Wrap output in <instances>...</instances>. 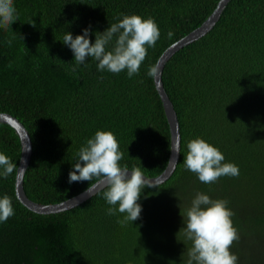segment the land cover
<instances>
[{"label":"trees","instance_id":"1","mask_svg":"<svg viewBox=\"0 0 264 264\" xmlns=\"http://www.w3.org/2000/svg\"><path fill=\"white\" fill-rule=\"evenodd\" d=\"M218 1L14 0L18 19L0 28V112L18 119L30 136L23 175L30 200L59 203L96 182L69 183L68 174L98 129L115 135L122 166L147 177L164 170L169 124L146 73ZM130 14L153 18L160 30L139 74L100 72L91 59L73 74L63 35L90 27L94 42L97 32ZM161 81L177 115L180 151L172 175L143 189L140 217L132 224L122 223V214L108 215L104 188L72 208L36 213L17 198L14 173L0 179V196L11 198L15 213L0 223V264H185L190 242L180 241L179 231L197 192L229 202L240 236L230 249L238 264H264V0H229L208 32L166 61ZM196 137L238 165L239 175L203 184L185 170L186 144ZM0 152L18 166L19 137L3 122Z\"/></svg>","mask_w":264,"mask_h":264},{"label":"clouds","instance_id":"2","mask_svg":"<svg viewBox=\"0 0 264 264\" xmlns=\"http://www.w3.org/2000/svg\"><path fill=\"white\" fill-rule=\"evenodd\" d=\"M17 19L14 0H0V28L8 29ZM90 32V27H85L81 34L73 36L71 32H66L61 39L73 53V74L79 66H87L86 61L91 59L96 62L100 72H126L127 77L132 78L139 74L147 50L154 48L160 38L155 20L137 14L122 15L102 33L97 32L94 42H90ZM173 35L169 31L168 39ZM6 43L11 46L12 40ZM159 73L160 66L153 64L146 75L156 78ZM186 149L183 167L203 184L215 183L222 176L239 175L238 165L227 162L224 154L203 138L189 140ZM171 151L178 153L175 146ZM122 158L123 153L115 135L109 130L98 129L79 148L68 174V182L99 181L104 185L102 197L109 205L107 214H122V223L133 224L142 211L138 201L143 189L158 186L148 182L139 169L122 166ZM20 169L9 156L0 152V179H7ZM93 188L88 187L87 191ZM228 203L226 199H213L203 192H197L192 198L182 215L183 227L179 231L183 237L180 241L184 244L190 242L185 264H238V257L230 249L240 236L232 221L235 213ZM14 214L11 198L0 196V223L6 222Z\"/></svg>","mask_w":264,"mask_h":264},{"label":"water","instance_id":"3","mask_svg":"<svg viewBox=\"0 0 264 264\" xmlns=\"http://www.w3.org/2000/svg\"><path fill=\"white\" fill-rule=\"evenodd\" d=\"M229 2V0H219L214 10L211 12V14L206 18V20L197 28L190 31L187 35L183 36L179 40L172 43L170 46H168L160 55V57L157 59L155 64H158L160 66V73L157 75L156 78H153L155 88L160 96L162 106L169 124V130H170V154L169 159L167 162L166 167L164 170L157 176L154 177H147L145 178L150 183H155L156 185L161 184L162 182L166 181L173 173L177 160L179 157V151H180V132H179V123L177 119L176 112L173 108L172 102L170 101L169 97L167 96L163 84L161 81V73L164 64L166 61L172 56L174 52H176L181 47L185 46L186 44L200 38L203 36L206 32H208L215 24V22L218 20L223 8L225 5ZM0 122L6 123L10 125L16 132V134L19 137L20 140V158H19V164L18 168H21L18 173H16L15 176V193L19 201L26 206L28 209L40 213V214H47V213H54L59 212L65 209L72 208L82 201L86 200L102 188H104V185L101 184L99 181H96L93 183L92 186H94L93 189L88 190V188L81 193L67 199L64 201H61L59 203L55 204H40L37 202H34L30 200L24 191L23 188V175L24 171L29 163L31 152H32V143L30 136L26 130V128L16 119L14 116L0 112ZM175 146L178 153L174 154L171 151V148ZM174 155V158L172 159ZM172 159V160H171Z\"/></svg>","mask_w":264,"mask_h":264}]
</instances>
